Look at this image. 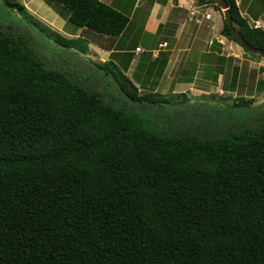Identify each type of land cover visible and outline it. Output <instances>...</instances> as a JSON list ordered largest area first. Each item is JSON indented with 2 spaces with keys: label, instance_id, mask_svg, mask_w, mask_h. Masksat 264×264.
I'll return each instance as SVG.
<instances>
[{
  "label": "trees",
  "instance_id": "trees-1",
  "mask_svg": "<svg viewBox=\"0 0 264 264\" xmlns=\"http://www.w3.org/2000/svg\"><path fill=\"white\" fill-rule=\"evenodd\" d=\"M55 1L95 37L116 38L129 23L101 0ZM225 1L221 34L238 43L234 28L264 50V28ZM6 3L56 44L85 52V36L66 37ZM48 61L0 24V264H264L262 125L166 132ZM97 67L142 105L187 102L184 93L140 92L112 60Z\"/></svg>",
  "mask_w": 264,
  "mask_h": 264
},
{
  "label": "rangeland",
  "instance_id": "rangeland-1",
  "mask_svg": "<svg viewBox=\"0 0 264 264\" xmlns=\"http://www.w3.org/2000/svg\"><path fill=\"white\" fill-rule=\"evenodd\" d=\"M9 1L20 3V0ZM6 2L7 0H0V24L4 28L8 27L12 31L21 32L29 37L37 55L43 60H51L48 61L50 67L67 70L74 80H79L81 84L88 88L98 90L106 101L116 107L134 110L149 118L155 128L166 132H193L200 135H221L242 126L258 129L262 125L264 128V120L254 118L256 116L264 119V106H259L264 103V91L258 92L255 90L256 80L264 78V57L259 54V56H255L245 52L238 43L227 39L220 33L224 16L219 15L214 22V33L224 39H221L222 42L214 40L216 38L209 41L210 49L223 53L220 56V71L222 73L220 79H217L218 72L215 71L217 65L215 58L212 59V56H215L214 53H209V58H205L202 69H199L197 74L195 68L190 67L189 63L177 59L180 55L177 56L176 60L169 61L166 66L164 62H156L153 57L158 56L156 59H159V57L166 59L167 52L162 50L156 54L155 51L157 50L151 51L150 49H153V47L154 49H167L170 46V41L162 45L157 42L158 39H150L147 36H140V38L131 42V48H135L140 52V56L136 55L133 61L120 57V54L115 55L111 52L108 54L104 51V44L109 41L114 42L115 38L109 40L99 38L90 32H81L78 35L85 36L88 41L85 52L75 47L68 49L48 38L44 32L39 30L38 26L21 14L15 5L9 6ZM132 3L133 0H129V3H124L125 6L119 5L123 9L118 7V10L129 14ZM52 4H54L53 9L57 13L65 11V8L57 1L52 0ZM218 9L220 11L224 10L221 6ZM195 11L198 10L191 9L190 14H194ZM132 16V24L128 23L125 28L127 35L133 33L136 25L140 22V15L135 14ZM204 16L206 18L210 17L209 14ZM248 18L250 25L256 21L261 27L264 26V22L250 19L252 18L250 16ZM65 30L74 31L78 29L68 22ZM61 34L67 37V35ZM136 44L140 46L138 49L135 47ZM108 60L115 61L140 92L154 90L166 95L184 93L187 102L185 104L173 103L153 106L142 105L140 102L131 100L120 92L116 81L112 79L111 75H105L97 67V65ZM234 70L237 77L235 81H232L231 76ZM239 97L252 98L251 105L253 107H233L232 103ZM180 98L179 96L178 99ZM178 99L176 98V100ZM245 117L250 118L244 119ZM237 119H241V121H237Z\"/></svg>",
  "mask_w": 264,
  "mask_h": 264
},
{
  "label": "crops",
  "instance_id": "crops-1",
  "mask_svg": "<svg viewBox=\"0 0 264 264\" xmlns=\"http://www.w3.org/2000/svg\"><path fill=\"white\" fill-rule=\"evenodd\" d=\"M101 1L116 9H119L118 7L123 9L121 6L124 3H129V0ZM236 2L246 19L249 20L248 17L250 16L252 17L250 19L264 22V0H236ZM19 4L23 5L28 13L39 19L40 22L55 31L67 35V37H76L83 32L80 28L74 31L65 30L69 11L64 7L65 11L63 13H57L53 9L52 0H20ZM130 9L129 14L125 12L129 17V24H132V15H140V22L136 25L135 31L127 35L124 30L115 38L114 42L109 41L104 44V51L108 52V54L110 52L115 55L120 54V57L133 61L136 55L140 56V52L135 50V48H131V42L140 38V36H147L150 39L156 38L158 43L167 44L170 41V46L167 49H154V47L150 49L151 51L157 50L155 51L156 54L162 50L167 52L166 59L161 57L156 59L158 56L153 57L156 62H164L166 66L169 61L176 60L177 56L180 55L177 59H180L181 62L189 63L190 67L195 68L198 74L199 69H202L205 58H209V53H214L215 56H212V59L215 58L217 65L215 71L218 72V77H216L220 79L222 73L220 71V56L223 53L210 49L209 41L212 38L221 41L223 38L214 33V22L219 15L224 16V10L220 11L214 4L198 3L193 0H133ZM137 9L138 12L136 13ZM191 9H197L199 13L195 11L194 14H190ZM205 14H209L210 17L206 18ZM135 47L139 48L140 46L137 45ZM222 59L224 58L222 57Z\"/></svg>",
  "mask_w": 264,
  "mask_h": 264
},
{
  "label": "water",
  "instance_id": "water-1",
  "mask_svg": "<svg viewBox=\"0 0 264 264\" xmlns=\"http://www.w3.org/2000/svg\"><path fill=\"white\" fill-rule=\"evenodd\" d=\"M205 1H215L217 2L223 9H226L227 7V3L225 0H205ZM229 25L231 26V24L229 23ZM232 33L235 35V38L237 40V42L239 43V45L242 48H245L248 51H251L253 53H257L259 55H261L262 57H264V50L258 47H254L251 44H249L241 35L240 32H238L236 29L231 28Z\"/></svg>",
  "mask_w": 264,
  "mask_h": 264
},
{
  "label": "built area",
  "instance_id": "built-area-1",
  "mask_svg": "<svg viewBox=\"0 0 264 264\" xmlns=\"http://www.w3.org/2000/svg\"><path fill=\"white\" fill-rule=\"evenodd\" d=\"M252 25L255 26V27H260L259 23H257L256 21H254ZM161 44H162V45H163V44L165 45V43H161ZM137 49H138V48H137Z\"/></svg>",
  "mask_w": 264,
  "mask_h": 264
}]
</instances>
